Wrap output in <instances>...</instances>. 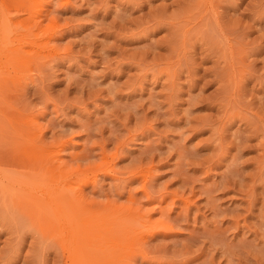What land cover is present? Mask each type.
Wrapping results in <instances>:
<instances>
[{
  "label": "rangeland",
  "instance_id": "rangeland-1",
  "mask_svg": "<svg viewBox=\"0 0 264 264\" xmlns=\"http://www.w3.org/2000/svg\"><path fill=\"white\" fill-rule=\"evenodd\" d=\"M0 40V264H264V0H0Z\"/></svg>",
  "mask_w": 264,
  "mask_h": 264
},
{
  "label": "bare ground",
  "instance_id": "bare-ground-1",
  "mask_svg": "<svg viewBox=\"0 0 264 264\" xmlns=\"http://www.w3.org/2000/svg\"><path fill=\"white\" fill-rule=\"evenodd\" d=\"M3 22H5L6 24H7V20H2ZM8 22H9V24H13V21H12V19H8ZM9 26V25H8ZM10 32H11V29H10ZM12 33V32H11ZM7 34V33H6ZM4 36V35H3ZM7 36V38H9V40H10V36H9V34H7L6 35ZM4 40V39H3ZM8 40V41H9ZM12 40V39H11ZM10 40V41H11ZM13 40H15V39H13ZM1 41V40H0ZM7 39L3 42V45L4 44H6L5 45V47L7 48V47H9L10 48V46H7ZM13 43V42H12ZM12 46V45H11ZM1 47V46H0ZM3 47V46H2ZM4 47V48H5ZM1 49V48H0ZM16 51V50H15ZM15 54L16 55H14L15 57V60H14V58H13V60H14V62H15V66H17L19 63H18V55H17V52H15ZM13 61H12V64L14 63ZM3 92V91H2ZM1 94V93H0ZM4 95V94H3ZM2 95V96H3ZM26 138V137H25ZM28 138V137H27ZM21 141V140H20ZM26 142V141H25ZM28 142V141H27ZM22 143V142H21ZM34 144H30V151L32 150V152H34V153H36V152H38L42 147H40L38 144V146L36 145V143L35 142H33ZM27 144V143H26ZM60 148V147H59ZM59 148H57V150H61L62 149V147L59 149ZM60 152V151H59ZM31 153V152H30ZM29 153V154H30ZM58 154V153H57ZM56 154V155H57ZM32 157V156H31ZM109 172V171H108ZM23 182H24V180H23ZM26 182V181H25ZM27 182H29V185H32L33 186V184L32 183H34L33 181H27ZM46 184V185H49L47 182H43V184ZM23 184V183H22ZM28 184V183H27ZM26 184V186L28 187V185ZM45 185V186H46ZM35 187V186H34ZM42 188H43V185L41 186ZM41 187H39V188H36V191L35 192H38L39 194H37V196H36V199L40 202V201H43L42 203H41V205H39L40 206V208L43 206L45 209H46V211L48 212V213H53V215L55 214V215H62V214H68V213H72L73 212V209H74V204L72 203L73 201H75V202H77V201H84L83 200V198H82V195H81V192L79 191V190H72V191H62V190H60L57 186H55V188L54 187H52L51 186V188L49 189V190H46V191H44V190H41ZM17 188V187H16ZM31 188H33V187H31ZM30 188V189H31ZM34 189V188H33ZM33 189H31V190H33ZM31 190H29L30 192H31ZM27 191V190H26ZM5 192V191H4ZM3 193V192H2ZM17 193V192H16ZM28 193V192H27ZM30 194V193H29ZM27 195V194H26ZM15 199V198H14ZM17 199H18V197H17ZM40 203H36L37 205L38 204H40ZM36 206V205H35ZM37 208H38V206H36ZM36 208V209H37ZM42 209V208H41ZM40 210V209H39ZM38 210V211H39ZM50 211V212H49ZM45 213V212H44ZM50 213V214H51ZM117 214H118V212H117ZM54 215V216H55ZM118 215H120V212H119V214ZM49 216V215H48ZM142 217V216H141ZM90 252V253H89ZM100 253H101V251H100V249L99 248H97V247H94V248H89V249H86L85 250V256L86 257H89L90 258V260H91V263L93 264V262H92V258H94V259H97L99 256H100ZM69 254H70V252H69ZM74 255V252H71V257ZM84 256V257H85ZM71 257H70V259H71Z\"/></svg>",
  "mask_w": 264,
  "mask_h": 264
}]
</instances>
